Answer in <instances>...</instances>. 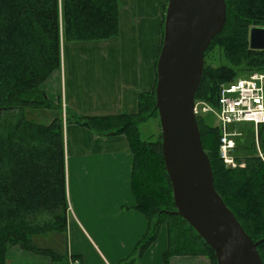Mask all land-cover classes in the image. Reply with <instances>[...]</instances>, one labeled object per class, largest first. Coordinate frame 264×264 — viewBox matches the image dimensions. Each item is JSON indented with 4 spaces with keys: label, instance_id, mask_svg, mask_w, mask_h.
Returning a JSON list of instances; mask_svg holds the SVG:
<instances>
[{
    "label": "trees",
    "instance_id": "obj_1",
    "mask_svg": "<svg viewBox=\"0 0 264 264\" xmlns=\"http://www.w3.org/2000/svg\"><path fill=\"white\" fill-rule=\"evenodd\" d=\"M225 4L226 23L204 54V70L195 96L196 101L212 106H216L220 86L236 80L238 72L264 73V50H252L248 42L251 28L264 27V0H225ZM118 32V0H0V264H5L6 253L14 246L48 254L51 259L56 256L55 260L67 264L66 256L34 243L38 235L66 233L63 121L100 137L125 136L132 156L134 209L148 223L137 250L139 257L164 226L166 263L174 255L203 254L215 264L212 250L173 214L160 135L148 140L140 137L139 125L158 118L154 93L157 59L154 87L138 94L133 114L80 117L65 109L64 119L60 110L49 124L27 117L30 110L59 107L50 102L44 85L60 71L62 45L103 42ZM211 52L224 63L207 65L205 57ZM207 115L196 118L214 188L245 233L259 243L264 264V162L257 155L253 133L248 147L241 144L243 133L235 139L233 155L244 161V167L228 168L218 155V125L206 122ZM258 146L264 158V124L258 127ZM237 150L247 154L240 158L235 155Z\"/></svg>",
    "mask_w": 264,
    "mask_h": 264
},
{
    "label": "crops",
    "instance_id": "obj_2",
    "mask_svg": "<svg viewBox=\"0 0 264 264\" xmlns=\"http://www.w3.org/2000/svg\"><path fill=\"white\" fill-rule=\"evenodd\" d=\"M118 3L116 37L103 42L62 45L56 88L45 90L50 102L59 107L47 110L54 111L51 116L34 111L44 121L42 124H49L60 110L63 115L65 109L80 117L133 114L138 94L153 89L154 64L161 44V12L167 0ZM63 143L67 227L61 235H70V246L60 254L51 237L43 248L57 249L54 251L67 259L76 257L80 264H118L148 230L146 219L134 209L128 142L123 135L100 137L87 128L63 121ZM119 226L130 234L127 243L119 247L101 244V250L95 239L101 240L102 233ZM167 248V231L160 227L156 239L140 258L123 264H210L203 254L174 255L166 263ZM118 250L121 252L117 253ZM92 255L96 262L90 261ZM55 259L56 256L51 259L48 254L26 252L14 246L6 253L5 264H61Z\"/></svg>",
    "mask_w": 264,
    "mask_h": 264
},
{
    "label": "water",
    "instance_id": "obj_3",
    "mask_svg": "<svg viewBox=\"0 0 264 264\" xmlns=\"http://www.w3.org/2000/svg\"><path fill=\"white\" fill-rule=\"evenodd\" d=\"M225 23V0H167L154 89L161 155L173 214L212 250L215 264H263L259 243L245 233L214 188L193 113L204 54ZM248 42L250 49L264 50V27L251 28Z\"/></svg>",
    "mask_w": 264,
    "mask_h": 264
},
{
    "label": "built area",
    "instance_id": "obj_4",
    "mask_svg": "<svg viewBox=\"0 0 264 264\" xmlns=\"http://www.w3.org/2000/svg\"><path fill=\"white\" fill-rule=\"evenodd\" d=\"M193 113L196 117L210 114L215 118L220 132L218 155L226 167H244V162L233 155L235 139L242 135L243 124L251 125L257 155L264 162L258 146V127L264 124V73L253 72L221 85L216 106L195 100ZM67 264H80V261L68 258Z\"/></svg>",
    "mask_w": 264,
    "mask_h": 264
},
{
    "label": "rangeland",
    "instance_id": "obj_5",
    "mask_svg": "<svg viewBox=\"0 0 264 264\" xmlns=\"http://www.w3.org/2000/svg\"><path fill=\"white\" fill-rule=\"evenodd\" d=\"M163 16H164V9L161 12V24H160L161 42H162V21L164 20ZM160 46H161V44H160ZM205 62H206L207 65H210L212 67H216L219 63H224V61L221 60V59H220V61H218V54L215 53V52L208 53V55H206V57H205ZM251 73H253V72H251ZM249 74L250 73H247L245 71L238 72L237 73V77L238 78H243V77H245V76H247ZM56 84H57L56 83V78H53L51 81L47 82L46 85H44V90H46L48 92V91H50V87L52 89L56 88ZM51 97H52V95H51ZM34 111H38V113H40V114L47 112L49 114V116L55 114L54 111H47L46 109L30 110L29 115L28 116L26 115V116L29 117L30 120H33V121L38 122V123H42L44 121H41L40 120V116H36L34 114ZM204 119L208 123L210 122V123L215 124V122H216L215 118L212 115H207V116L204 117ZM241 127L243 129V135H242V138L240 139L241 140V144L244 147H248L251 144V137H250L251 125L250 124H243ZM139 132H140V137L142 139L148 140L149 138H151V136H153L154 139H156L158 137V135H160V126H159L158 118H150L147 121L141 123L139 125ZM255 147H256V145H255ZM246 154H247V152H245V151H244V153L239 151V150H237L235 152V155L240 157V158L244 157L243 155H246ZM239 161H243V160H239ZM244 165H245V163H244ZM69 211L71 213V216L73 217V215H72V205H70ZM162 227L165 228L164 226H162ZM51 233H54V234L51 235ZM57 236L58 235L55 234V232H48V233H46L44 235H38L37 237H35L34 243L38 247H42L43 248V247L46 246V240H48V238L54 237L52 242H54L55 245H53V246L56 247V248H59V251H57V249H54V250H56L58 253H60V252L65 251L66 247L69 248V246H70L69 245V243H70V235L67 234V235H63L62 236L61 234H59L58 238L55 239V237H57ZM100 237L102 238L101 240H98V239H95V240H96V243L100 246V248L102 250L101 244L104 245V246L105 245L106 246L107 245H117L119 247V246H121V243H127V239H129L128 237H130V234L126 233L125 229L123 227L119 226V227H117L115 229H110L107 233H102L100 235ZM142 238H143V236L142 237L140 236L138 238V241H136L137 243L134 244L135 245L134 246L135 249L133 248V250L126 257L125 256L122 257L123 260L120 261L118 264H123V263H126L128 261L137 260V259L140 258L138 256V251L137 250H138L139 246L143 244L140 241ZM151 244H149L148 247L145 250H147L150 247ZM103 252H105V251H103ZM120 252H121L120 250L117 251V253H120ZM93 258L94 257L92 255V257H90V261L91 262H93V261L96 262L97 260H95ZM107 258H108V260H110L108 256H107ZM106 264H108V263H106ZM111 264H115V263H111Z\"/></svg>",
    "mask_w": 264,
    "mask_h": 264
}]
</instances>
